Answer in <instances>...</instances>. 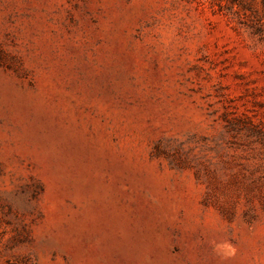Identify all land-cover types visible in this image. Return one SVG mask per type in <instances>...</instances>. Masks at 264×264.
<instances>
[{
	"label": "rangeland",
	"instance_id": "rangeland-1",
	"mask_svg": "<svg viewBox=\"0 0 264 264\" xmlns=\"http://www.w3.org/2000/svg\"><path fill=\"white\" fill-rule=\"evenodd\" d=\"M0 264H264V0H0Z\"/></svg>",
	"mask_w": 264,
	"mask_h": 264
}]
</instances>
